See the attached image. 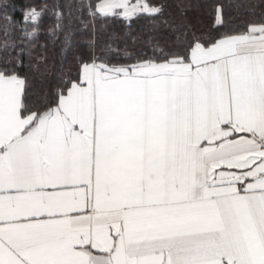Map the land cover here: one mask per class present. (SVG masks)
Returning <instances> with one entry per match:
<instances>
[{
  "label": "crops",
  "instance_id": "1",
  "mask_svg": "<svg viewBox=\"0 0 264 264\" xmlns=\"http://www.w3.org/2000/svg\"><path fill=\"white\" fill-rule=\"evenodd\" d=\"M22 93L0 75V264H264V27Z\"/></svg>",
  "mask_w": 264,
  "mask_h": 264
},
{
  "label": "trees",
  "instance_id": "2",
  "mask_svg": "<svg viewBox=\"0 0 264 264\" xmlns=\"http://www.w3.org/2000/svg\"><path fill=\"white\" fill-rule=\"evenodd\" d=\"M0 0V75L23 81L21 116L54 109L81 70L188 62L192 50L264 27V0Z\"/></svg>",
  "mask_w": 264,
  "mask_h": 264
},
{
  "label": "rangeland",
  "instance_id": "3",
  "mask_svg": "<svg viewBox=\"0 0 264 264\" xmlns=\"http://www.w3.org/2000/svg\"><path fill=\"white\" fill-rule=\"evenodd\" d=\"M116 9L123 10V14L125 17L127 15H130L131 11H138V8H132L131 6H127V0H105L104 2H101L98 7V11L100 14H111V12Z\"/></svg>",
  "mask_w": 264,
  "mask_h": 264
}]
</instances>
